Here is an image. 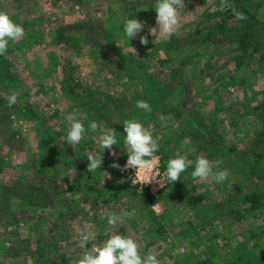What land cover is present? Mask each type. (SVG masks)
<instances>
[{
  "label": "rangeland",
  "instance_id": "rangeland-1",
  "mask_svg": "<svg viewBox=\"0 0 264 264\" xmlns=\"http://www.w3.org/2000/svg\"><path fill=\"white\" fill-rule=\"evenodd\" d=\"M184 3L177 31L161 37L158 30L153 36L149 32L157 27L155 0H0V12L24 30L0 56V264H40L47 251L40 241L47 248L49 244L58 247L56 254L50 252L51 262L76 264L84 251L80 237L90 231L97 237L92 246L110 235L123 234L137 241L141 255L155 254L159 264H231L241 244L256 255L259 248L264 253V243H259L264 242V211L256 219L249 213L234 219L226 217L225 209L217 212L215 206L211 214L218 218L208 223L207 217L196 218L187 204L191 199L202 207L224 204L234 196L235 185L243 188L242 195L256 189L264 192V172L257 178L238 167L256 162L259 169L264 168L263 143L252 146L262 132L264 141V124L257 117L264 113V60L241 51L247 67L237 68L239 51L234 41L244 25L253 29L257 24L256 38L264 37V0ZM227 9L233 14L230 18L224 15ZM241 13L243 20L237 18ZM129 18L145 22L139 35L147 36V45L140 44L139 35L130 41L124 36V22ZM107 20V26L114 25L115 45L126 62H140L141 71L172 86L173 93L163 99V106L186 116L187 110L181 109L186 91L205 122H216L215 129L224 134L221 147L235 150L234 160L229 161L232 165H226L218 154L209 158L200 153L188 159L192 166L181 174V180L170 183L173 196L163 192L153 198L131 188L122 171L111 167L113 161L122 167L127 159L129 149L123 136L122 147L114 148L116 155L105 150L101 169L88 171L86 155L98 150L96 136L108 128V118L80 107L82 90L98 89L106 96L111 118L118 108L130 110L152 91L146 81L125 75L126 64L127 71L118 75L104 67L101 50L112 53L113 49L106 42L110 37L99 38L96 32ZM60 32L69 39L67 43H56ZM74 37H81L82 42H73ZM65 80L73 83L76 101L64 94ZM13 93L17 102L9 106ZM73 111L87 116L86 132L79 144L70 146L65 140L69 129L65 116ZM152 116L156 118L143 124L150 126L159 144L156 155L165 159L166 168L170 158L193 153L186 139L175 147L172 132L177 138L179 132L172 114L157 111ZM93 122L97 133L90 130ZM250 150L262 158H254ZM198 157L207 158L214 171L218 170L216 161H221L228 178L221 183L194 179L191 172ZM75 179L79 182L74 183ZM57 202H65L66 207ZM125 211L132 215L123 223H108V216ZM186 229L190 232L183 235ZM86 246L91 251V244ZM252 261L264 264L259 258Z\"/></svg>",
  "mask_w": 264,
  "mask_h": 264
},
{
  "label": "trees",
  "instance_id": "trees-1",
  "mask_svg": "<svg viewBox=\"0 0 264 264\" xmlns=\"http://www.w3.org/2000/svg\"><path fill=\"white\" fill-rule=\"evenodd\" d=\"M224 15L227 18H230L231 16H233V14L231 15L229 13V10L227 9V11L224 13ZM109 20H107L104 23V28L99 32L97 30L96 34L98 35L99 38H105L107 36L110 37V39H108L106 42L107 44H109L108 46H110V49H113L112 53H110L109 51H105V50H101L102 54H103V64L104 67L107 68L110 72L115 73L116 75H118L119 71H124L126 72L128 69L127 74H125L126 76H130L133 78H136V80L140 81V82H147L149 84V89L151 88L152 91H148L149 94H147V98L144 101H147L150 105H151V109H152V113L150 114V112H146L143 111L141 109H138L136 107L135 104H133V106L131 107V109H127V110H120L118 108V111L116 112V117L113 116V118L109 117L110 115V110L108 107V104L106 103V96L104 97V95L97 89V90H82L81 94L83 96L82 101L80 100V96L78 97V99L83 103L82 105H80V107H84V108H89L92 110H95L100 116L104 115L108 118V122H106V126L109 128H113L114 130L117 131L116 135H117V139H118V144L113 146L114 148H118V147H122V137L124 136L123 133V122L129 119H135L138 120L142 123H145V120H152L155 119V116H152L153 113L160 111L161 114H172V119L175 117L177 128L176 130H178L179 132V137L177 138L175 132H172V134L175 136V140L173 143H175V147L179 148L180 147V141H183L184 139H186L192 146H193V153L186 156L187 159H192L194 158V156L198 155V154H203L209 156V158L215 156L216 154H218V156H221V160L224 161V163L227 165H232V163L230 164L229 161H233L234 160V154L235 150H233L234 148H230V149H226L224 150V148H222L221 143L223 141V137L224 134L217 131L215 129V124L216 122H205V120L203 119V117L201 116L199 110L196 107V102L191 103V101H189V96L186 93V91H184V95L182 96V100H181V109H186L187 110V115L183 116L181 113H178L176 111H174V109H168L165 106L162 105L163 99L164 98H168L171 96V93H173V89L172 86L168 84V87H166L165 85L159 83L157 80L152 78V75L149 72H146L144 70L141 71V63L137 62V64L135 62L132 61H127L124 59L123 54L121 52L118 51V47L115 45L116 40L118 39V37L114 36L113 29H114V25L113 23L110 24V26L106 25V23H108ZM111 22V21H110ZM257 25V24H256ZM256 25H253V29H249L246 25H244V27L242 28V30L240 31V35L234 40L237 43V51H239V54L236 55L235 57V63L237 68H244L246 65L244 64V59L243 57H241L240 52L242 51V53H246L249 52L254 56L258 55L259 61H263L264 60V53L262 50H264V37L257 39L256 37L257 34L259 33L258 28H256ZM95 31V30H92ZM81 37H74L73 38V42L75 40V43L77 42V40H80L79 43L82 42V40L80 39ZM69 41V39H67V37H64V34L62 32L59 33V36L56 38V43H60V42H64L67 43ZM62 45V44H61ZM70 45V44H68ZM72 47H75V45L72 44ZM99 50L101 49L100 47L98 48ZM126 64V67L124 66ZM126 69H125V68ZM247 67V66H246ZM214 79V76H212V80ZM171 83H175V80L173 77L170 78ZM66 87H64L63 92L64 94H66L67 97H69L70 99H74L75 101L77 100V98L74 96L73 92L74 89L71 87V85L73 86V83L67 82L65 80ZM101 85V83H100ZM74 87V86H73ZM76 85H75V90H76ZM171 91V93H170ZM141 101V100H139ZM189 101V102H187ZM187 102V104H186ZM191 103V105L189 104ZM129 110V111H128ZM257 117L260 119L261 123L264 124V113L258 114ZM94 118V117H93ZM178 120V121H177ZM208 125V126H207ZM264 129H262L261 131H263ZM263 133V132H262ZM261 133V135H263ZM261 135H257L255 140L252 142V146H256L257 144L259 145L260 143H263L262 145H264V141L261 140ZM59 137V136H56ZM53 143V141H51V144ZM43 147V146H42ZM44 150V149H41ZM253 154L254 158H262L261 155H259V153L257 152H253L252 150H250ZM244 157V156H243ZM71 159V157H70ZM70 159H66V158H62L61 160H64L65 162L70 160ZM164 159V158H163ZM237 161V160H235ZM161 162V166L164 170H166V161L164 160H160ZM243 162H247L246 159L243 160ZM85 163V167H86ZM222 163L220 165V168L218 170H222ZM236 166V164H233ZM248 168L245 167L244 165H242L241 163L239 164V168L243 170V172H245V170H248V173L250 175H252V177H261L262 176V172H264V168L259 169L258 164H256V162H252L247 164ZM232 167V166H231ZM233 167V168H235ZM79 179H75L74 183L77 182ZM79 182V181H78ZM45 189L48 188V190H50L51 188H49L48 186H44ZM72 189L76 188V184H72V186H70ZM235 191V194H233L234 198H228L226 201L224 200V204H218V205H213V206H207V207H202L200 205H198L194 199H191L190 202L189 200L187 201L188 206L190 205V209L192 211V213H194V216L196 218H200V217H207V219H209V222H212L213 220H215L216 218H218L217 216H214L213 213L214 211H216V207L217 206V212L220 210L225 209V212L227 213L226 217H231V218H240L243 215H245V213H249V214H253L255 217V219L259 216L262 215L263 211H264V192L261 190L256 189L251 190V191H247L245 193V195L243 194V188H241L240 186H233L232 187ZM171 189L172 186L171 184H169L163 191L160 192V195H163V192H166L167 194H171ZM237 192V193H236ZM147 193V192H146ZM50 194V192H49ZM148 195V194H147ZM172 195V194H171ZM173 196V195H172ZM49 199V198H47ZM82 199V198H81ZM83 200V199H82ZM223 202V201H222ZM57 205L62 207H66V203L62 202V204H60L59 202H57ZM61 215H59L58 217H60ZM23 221V220H22ZM186 225L188 227H190L191 225L187 222ZM192 228V226H191ZM190 228V229H191ZM190 229H186L183 232L184 234H189ZM262 236V235H260ZM259 236L258 240L260 241L261 237ZM188 237V236H186ZM247 237L244 243L247 242ZM260 244H263L264 242H259ZM243 244H241L240 246H238V248L235 250L234 253V262H232L231 264H250L253 258H259L261 260H264V253H261V249L259 248L260 252L258 255H256L255 253H253L252 251H246V248L241 247ZM40 246L45 247V249L47 251L46 252V257L45 259L40 263V264H55L53 262H51L50 260H48V258L50 257V255H52L50 252L54 251V254H56L57 251H59L58 247L55 248H51L53 245L49 244L50 248H47L45 242H41L40 241ZM241 247V249H240ZM262 247V246H261ZM250 260V261H249ZM257 263V262H256ZM255 263V264H256ZM197 264H210L208 261H202L199 262ZM258 264V263H257Z\"/></svg>",
  "mask_w": 264,
  "mask_h": 264
},
{
  "label": "clouds",
  "instance_id": "clouds-1",
  "mask_svg": "<svg viewBox=\"0 0 264 264\" xmlns=\"http://www.w3.org/2000/svg\"><path fill=\"white\" fill-rule=\"evenodd\" d=\"M185 7L184 0H155L154 10L156 12L155 28H150L149 32L153 36L158 33L161 37L173 35L180 25L181 10ZM238 19H245L244 15L238 14ZM145 28V22L129 18L124 22L123 34L130 41L136 38ZM24 34L23 28L14 23L7 13L0 12V56L4 55L9 46L10 40H15ZM141 45L149 43L147 36L139 35ZM17 102V94L13 93L8 97L9 106ZM136 107L146 112H151V105L144 100L137 101ZM65 120L69 122V129L65 136L67 145L79 144L85 137V123L87 116L81 112L73 111L65 116ZM98 125L93 122L90 124V130L97 133ZM117 131L113 128H105L97 133L96 144L98 150L95 153L89 152L86 155L88 164L87 169L93 172L101 169L105 150L112 156L116 155L113 149L118 144L116 135ZM124 143L129 151L126 153V164L121 165L113 161L111 167L120 169H134L137 174L147 183L156 181L160 185L163 177H160L158 165L159 144L153 137L150 126L145 127L144 124L135 119H129L123 122ZM221 161H216V168L219 169ZM192 166L185 155H179L170 158L167 162L166 173L164 174L168 181L172 184L181 180V174ZM191 176L200 181H207L211 178L216 183L225 181L229 173L225 170L214 171L212 163L205 157H198L194 163ZM161 187V185H160ZM132 213L127 211L120 215H110L107 217L108 223L115 225L118 221L123 223ZM95 232H87L81 235L79 245L84 249L76 264H159L157 256L152 253L141 255L139 245L133 238L123 234L110 235L102 244L92 246V242L96 240ZM91 244L92 248L86 245Z\"/></svg>",
  "mask_w": 264,
  "mask_h": 264
},
{
  "label": "built area",
  "instance_id": "built-area-1",
  "mask_svg": "<svg viewBox=\"0 0 264 264\" xmlns=\"http://www.w3.org/2000/svg\"><path fill=\"white\" fill-rule=\"evenodd\" d=\"M126 160L124 161L123 166L126 164ZM158 170L160 177H163L160 181L161 187L159 183L156 181L147 183L137 174V172H135L134 169H130V168L122 171L123 179L126 184H128L131 188L136 189L138 193L147 192L151 197L157 198L160 192L163 191L171 183V181H168L166 176L164 175L166 173V170L162 168L160 158H159Z\"/></svg>",
  "mask_w": 264,
  "mask_h": 264
}]
</instances>
